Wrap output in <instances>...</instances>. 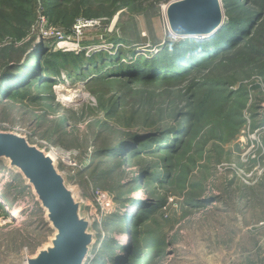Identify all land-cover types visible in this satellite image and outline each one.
<instances>
[{
  "label": "rangeland",
  "instance_id": "obj_1",
  "mask_svg": "<svg viewBox=\"0 0 264 264\" xmlns=\"http://www.w3.org/2000/svg\"><path fill=\"white\" fill-rule=\"evenodd\" d=\"M174 1L0 0V74L4 53H16L12 66L31 52L36 56L19 70L10 67L16 74L1 81L0 131L52 151L66 183L84 200L95 238L84 264H111L104 243L109 249L137 244L136 255L126 254L123 264L264 260V62L240 55L262 51L264 0H219L221 28L261 13L248 24L253 37L207 67L171 79L165 90L168 81L158 79L153 66L121 63L152 58L185 38L203 42L217 34H173L166 8ZM100 52L121 56L115 72L92 65ZM79 57V75H71ZM41 60L59 64L60 76L44 77ZM37 74L56 79L55 85L36 80ZM163 124L184 129L162 138L176 147L168 155L139 147L136 155L97 152L127 143L126 132L144 136ZM98 193L109 194L112 203L99 201ZM55 233L32 187L1 160L0 264H27Z\"/></svg>",
  "mask_w": 264,
  "mask_h": 264
},
{
  "label": "water",
  "instance_id": "obj_2",
  "mask_svg": "<svg viewBox=\"0 0 264 264\" xmlns=\"http://www.w3.org/2000/svg\"><path fill=\"white\" fill-rule=\"evenodd\" d=\"M166 16L170 31L181 37L213 35L225 21L219 0L174 1L166 8ZM1 160L22 174L56 231L51 245L29 257L27 264H84L95 239L91 221L55 159L26 137L0 131Z\"/></svg>",
  "mask_w": 264,
  "mask_h": 264
},
{
  "label": "trees",
  "instance_id": "obj_3",
  "mask_svg": "<svg viewBox=\"0 0 264 264\" xmlns=\"http://www.w3.org/2000/svg\"><path fill=\"white\" fill-rule=\"evenodd\" d=\"M60 7H63V5H57ZM59 7V8H60ZM62 10H60L61 13ZM76 15L75 13L69 14L68 17L70 22H73L72 18ZM228 16L230 14H227ZM261 17V13L255 14L254 12L248 16H245L243 18L244 20H236L234 19L232 22L225 24L221 30L217 32L216 35L212 36L211 38L207 39L206 41L200 42L199 40H188L187 38L177 41L176 44H172L170 46H166L161 54H157L153 56L152 58H146L142 55H138L136 57V62H133L134 64L126 65L125 63H121L124 67L128 69H132L133 67L137 66L138 64H148L153 66V69H156L158 73H160L161 77L158 79H166L168 81L165 90L169 89L170 81L173 78H184L188 76L189 74L194 73L198 69H201L208 63H212L217 59H220L221 57L225 56L226 54L241 48L244 46L246 41H250L253 35L251 36L252 29L248 28V24L250 21H257ZM259 31V28L257 29V32ZM1 36V35H0ZM264 37V36H263ZM247 38V39H245ZM179 43V44H178ZM260 53L256 54L253 51H249L248 55L244 56L240 53L241 58L245 60L247 57H256L259 58L262 61V64L264 62V42L260 43ZM34 53L31 52L30 58H35L36 56H33ZM37 54V53H36ZM6 59L2 66H4L5 70L2 74H0V84L1 81L9 76L15 75L16 73L13 72L11 69L12 67L16 69H21L23 65L27 63V59L23 64L12 66L10 65V60L13 59L14 55L16 53H4L3 54ZM59 54H56V57H59ZM120 55H114L112 57L105 58L104 52H100L97 54H94L92 58H90V62L94 67H96V70H103L104 68L107 69L106 73L104 74H111L117 70L116 65L120 63ZM143 58V59H142ZM66 60L61 61V65H71L72 60ZM78 61L75 62L74 65L77 68L71 75L77 74L79 75L78 68L80 67L78 64L83 60L82 57H79L77 59ZM20 61V58L17 60ZM40 70H46L44 73L46 76H60V65H50L47 60H41ZM11 67V68H10ZM38 69V66L35 68V70ZM119 69V68H118ZM43 74V73H42ZM35 76V79L40 81L41 83H50L54 84L56 83V79H46L43 78V75ZM102 74V73H101ZM113 76V75H111ZM148 84V83H146ZM51 85V86H52ZM164 90V91H165ZM3 90L0 91V95L3 94ZM163 91V92H164ZM167 124H163L159 126L160 128L152 130V132L145 134L144 136H139L137 133H128L125 135L127 137V143H123V141H119L115 144L108 145L105 148H101L99 151L100 153H104L107 151H115L119 152L121 150H125V154H139L138 152L140 149L145 150L147 153L153 154L155 150L158 152L159 150H162L164 154L168 155V152H173L176 147L174 146L173 142L169 139L170 137H166L165 141L162 142V138L171 134H182L184 132V129L181 127H172ZM177 130V131H176ZM131 139H130V138ZM133 141V142H130ZM130 142V143H129ZM137 144V145H136ZM140 149H139V148ZM155 149V150H154ZM160 151V152H162ZM121 153V152H120ZM119 153V155H120ZM6 200V198H5ZM3 201V203H7L8 201ZM150 208H145L144 212H148ZM122 220L121 217H117L114 219L113 223L120 225L117 220ZM124 222V221H123ZM112 223V224H113ZM123 228V227H122ZM127 227H124L123 229H126ZM126 232L128 233V229H126ZM149 234V232H148ZM109 243H104V245L101 247L103 253H107V255L110 257L111 264H123L122 261L124 256L126 254H130V258H133L137 253V244H128L127 246H123L120 248V245H115L114 249H109L108 245ZM163 246L162 244H160ZM122 249L123 254H118L117 250ZM93 264H96L93 262ZM100 264V263H98Z\"/></svg>",
  "mask_w": 264,
  "mask_h": 264
},
{
  "label": "built area",
  "instance_id": "obj_4",
  "mask_svg": "<svg viewBox=\"0 0 264 264\" xmlns=\"http://www.w3.org/2000/svg\"><path fill=\"white\" fill-rule=\"evenodd\" d=\"M87 22H91V21H87ZM92 24H93V22H92ZM47 153H49V152H47ZM54 154L52 151L49 153L52 157H53V155L52 154ZM54 158V157H53ZM56 158V157H55ZM54 158V159H55ZM55 161H56V159H55ZM99 194V197H98V199H99V201H101L102 203H112V197L109 195V194H107V193H98ZM82 201L84 202V200L82 199ZM260 264H264V260L260 263Z\"/></svg>",
  "mask_w": 264,
  "mask_h": 264
},
{
  "label": "bare ground",
  "instance_id": "obj_5",
  "mask_svg": "<svg viewBox=\"0 0 264 264\" xmlns=\"http://www.w3.org/2000/svg\"><path fill=\"white\" fill-rule=\"evenodd\" d=\"M166 18H167V16H166ZM168 25H169V23H168ZM169 29H170V26H169ZM171 30V29H170ZM195 37H200L199 35H197V36H195ZM183 38H185V37H183ZM25 68V67H24ZM20 87V86H19ZM52 154V153H51ZM53 155V154H52ZM53 157L55 158V156L53 155ZM56 159V158H55ZM40 205V204H39ZM123 238V237H122ZM125 238H126V236H125Z\"/></svg>",
  "mask_w": 264,
  "mask_h": 264
}]
</instances>
